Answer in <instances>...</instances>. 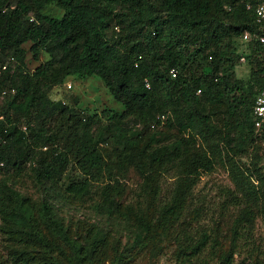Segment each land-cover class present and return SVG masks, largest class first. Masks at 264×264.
<instances>
[{"label":"trees","instance_id":"16d2710c","mask_svg":"<svg viewBox=\"0 0 264 264\" xmlns=\"http://www.w3.org/2000/svg\"><path fill=\"white\" fill-rule=\"evenodd\" d=\"M263 2L0 0V219L4 238L13 243L8 262L130 264L134 250L157 257L173 238L174 264H235V253L242 256L238 264H264L253 236V206L264 198V177L257 178L262 186L255 191L241 174L242 195H227L224 205L241 208L231 218L228 242H220L214 228L202 230L197 240L186 232L179 239L172 236L188 209L192 186L222 161V150L235 155L233 147L264 139L252 120L264 84V53L254 38L246 51L235 45L255 30L247 5ZM51 6L62 16L45 14ZM27 42L34 60L42 51L49 55L32 72L24 61ZM242 56L251 67L246 82L232 73ZM7 58L15 59V66L5 65ZM93 76L123 110L112 111L109 123L91 134V117L78 120L75 107L49 95L68 77ZM51 120L52 131L45 127ZM160 126L166 135L150 131ZM225 156L233 172L234 158ZM28 166L40 201L13 183ZM75 166L77 175L71 176ZM130 166L143 180L144 209L117 199L116 176ZM170 172L174 187L161 200V177ZM105 179L93 205L98 219L77 221L81 229H72L58 201L91 199ZM191 211L202 219L201 207ZM117 216L133 230L132 243L122 250L108 223Z\"/></svg>","mask_w":264,"mask_h":264},{"label":"rangeland","instance_id":"374dc122","mask_svg":"<svg viewBox=\"0 0 264 264\" xmlns=\"http://www.w3.org/2000/svg\"><path fill=\"white\" fill-rule=\"evenodd\" d=\"M45 14H50L55 17H61L63 12L53 6L47 8ZM235 45L239 46L241 50L246 49V45L240 40H236ZM31 46L30 42L22 45L25 50V65L26 69L29 71H34V69L47 61L49 55L45 52H41L38 56V60H34L31 52L29 51ZM13 58H7L5 60V65H14ZM250 64L249 61L245 63L236 62L233 69V77L237 80L246 82L250 76ZM3 70V68H1ZM50 98L52 100H62L68 106H73L76 109V118L79 120H85L88 117L92 118V125L90 127V133L93 134L95 131L101 130L109 123V115L112 111L121 112L123 110L122 105L117 103L112 96L108 93L104 87L102 81L97 77H88L86 79H75L73 77L66 78L65 82L59 86L55 87L50 92ZM3 103V98L0 97V104ZM55 121L51 120L46 124V128L50 131L53 129ZM131 122H128V126L125 128L126 132L131 128ZM65 128V127H64ZM151 132L157 131L158 136L163 134L166 135L168 130L164 126H160L155 130H150ZM125 132V133H126ZM161 133V134H160ZM171 136L175 135L174 130L171 131ZM143 144L144 142L141 141ZM164 143V142H163ZM105 148H109L105 145ZM236 154L232 155L229 149L222 150V161L215 164L214 169L211 172L201 174L192 186L191 195L189 197L190 203L188 204V209L183 212L182 218L175 224L172 231V236L177 237V239L182 238L183 234L186 232L193 235V239L197 240L202 233V230L208 228H214L219 236L220 242H228L229 237V224L231 222L232 216L238 214L241 208L233 207V203L230 205H224L228 201L227 195L230 192L236 195H242V190L238 184V179H241V174L244 176L246 183H253L255 191L261 190V183L257 180L259 177H264V139H259L255 144L247 145L244 143L242 149H237L233 147ZM225 154H230L234 158L236 164L235 170L231 171L232 165L227 161ZM237 169V171H236ZM69 173L71 176L77 175V167L71 168ZM120 175L116 176L120 184V195L117 197L119 202L125 206L129 205L133 208H145L146 199L145 193L141 190V185L143 180L140 178L138 173L133 167H128V169ZM108 177L107 174L105 176ZM176 178L174 174L170 172L169 174L163 175L161 177V191L162 199H166L171 190L174 187V182ZM15 187L20 192H23L31 199L35 201H40L41 194L37 189L36 185L33 183L30 175V167H27L26 174H22L13 179ZM108 183L105 179L104 182H99L95 186L101 187ZM111 184L115 182L111 181ZM263 190V187H262ZM99 188H97V194L91 199H87L84 202L71 201L68 198L59 200V210L63 216L72 222V229H81L80 222H93L98 218L95 217L93 213L94 206L97 205L100 194H98ZM262 202L259 200L257 206H253L254 211V224H253V236L254 242L258 245L260 251L264 252V221L262 219V213L264 211V198H261ZM96 203V204H95ZM201 207L203 209V217L199 221L194 219L192 216L193 207ZM223 205V206H222ZM111 224L112 235H115L120 241V250L123 248H128L132 243L133 230L127 224L126 220L121 219L119 216L114 217L113 220L108 222ZM2 221L0 219V264H12L7 261L8 258V247L13 243L9 241L6 236L1 232ZM110 226H108L109 228ZM241 245V243L239 244ZM176 244L173 238L170 239L169 245L165 247L163 255H158L153 257L148 251H137L134 250L130 257V264H174V249ZM206 255H204L205 257ZM241 255L238 253L234 254V263L238 264ZM132 259V260H131Z\"/></svg>","mask_w":264,"mask_h":264},{"label":"built area","instance_id":"2783aa9c","mask_svg":"<svg viewBox=\"0 0 264 264\" xmlns=\"http://www.w3.org/2000/svg\"><path fill=\"white\" fill-rule=\"evenodd\" d=\"M248 10L253 11L254 15V25L255 30L254 33L245 32L240 41L245 45L254 38L264 53V2L252 7L251 5H247ZM246 51V49H244ZM239 63H245V58L242 56L238 60ZM4 69V66L2 67ZM170 75L172 78L176 77V71L174 69L170 70ZM252 120L253 125L256 132H264V84L260 87L252 108Z\"/></svg>","mask_w":264,"mask_h":264}]
</instances>
